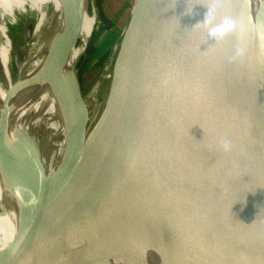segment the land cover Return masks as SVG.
Listing matches in <instances>:
<instances>
[{
	"label": "water",
	"instance_id": "obj_1",
	"mask_svg": "<svg viewBox=\"0 0 264 264\" xmlns=\"http://www.w3.org/2000/svg\"><path fill=\"white\" fill-rule=\"evenodd\" d=\"M249 3L135 0L103 109L57 185L41 173L30 186L40 137L22 129L10 146L0 130V184L19 223L0 264H101L146 206L157 209L171 264H264V0L255 22ZM208 7L238 30L208 38L196 27ZM83 17L74 0L47 83L49 71L59 81ZM26 54L13 42L18 72Z\"/></svg>",
	"mask_w": 264,
	"mask_h": 264
},
{
	"label": "bare ground",
	"instance_id": "obj_2",
	"mask_svg": "<svg viewBox=\"0 0 264 264\" xmlns=\"http://www.w3.org/2000/svg\"><path fill=\"white\" fill-rule=\"evenodd\" d=\"M73 2L0 0V130L10 146L22 129L40 137L39 146L34 151L35 164L30 169L33 190L38 186L41 173L45 184L50 182L54 186L62 180L70 156L84 144L94 119L92 100L97 84L90 87L86 96L83 91H75V65L91 35L94 0H83V22L75 42L66 52L59 81L56 84L49 71L50 84L46 82V66L52 54L59 53L63 46L65 24ZM256 4L257 0H250L252 22L256 19ZM32 17L35 23L25 44L27 54L21 71L16 75L11 69L13 44L7 19L10 18V24L20 29L25 19ZM108 74L107 70L102 78H109ZM15 217V205H8L5 201L0 184V253L18 231V221H11ZM166 243L156 207L146 206L135 215L117 250L101 264H115L119 259L121 262L118 264H171ZM113 257H116V262L110 259Z\"/></svg>",
	"mask_w": 264,
	"mask_h": 264
},
{
	"label": "rangeland",
	"instance_id": "obj_3",
	"mask_svg": "<svg viewBox=\"0 0 264 264\" xmlns=\"http://www.w3.org/2000/svg\"><path fill=\"white\" fill-rule=\"evenodd\" d=\"M134 1L94 0L95 13L92 15L91 35L88 39V46V41L86 42L87 49L83 58L84 75L82 85L83 94L86 96L90 87L97 84L94 99L92 100V106L94 107H92L94 113L92 124L100 115L99 113L103 109L108 93L107 90H109V78H102V76L107 70L110 74L116 61ZM25 20L23 27L18 29L10 24V18L7 19L12 44L14 42L19 47L22 57L27 53L25 44L32 33L35 23L33 17ZM11 51L12 46L10 50L11 69L17 75Z\"/></svg>",
	"mask_w": 264,
	"mask_h": 264
},
{
	"label": "clouds",
	"instance_id": "obj_4",
	"mask_svg": "<svg viewBox=\"0 0 264 264\" xmlns=\"http://www.w3.org/2000/svg\"><path fill=\"white\" fill-rule=\"evenodd\" d=\"M196 27L205 29L208 38L220 42L238 30V23L230 16H225L218 20L215 9L208 7L204 20L198 23ZM244 53V48H237L234 58H240ZM223 147L225 151H229L231 149V144L225 141L223 142Z\"/></svg>",
	"mask_w": 264,
	"mask_h": 264
}]
</instances>
